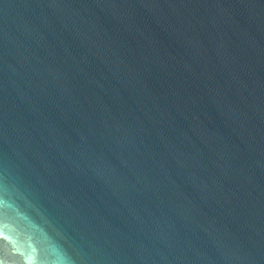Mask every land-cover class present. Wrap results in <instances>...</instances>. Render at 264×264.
I'll return each instance as SVG.
<instances>
[{
  "label": "water",
  "instance_id": "95a60500",
  "mask_svg": "<svg viewBox=\"0 0 264 264\" xmlns=\"http://www.w3.org/2000/svg\"><path fill=\"white\" fill-rule=\"evenodd\" d=\"M0 264H264V0H0Z\"/></svg>",
  "mask_w": 264,
  "mask_h": 264
}]
</instances>
